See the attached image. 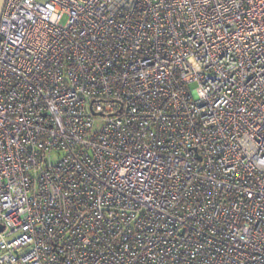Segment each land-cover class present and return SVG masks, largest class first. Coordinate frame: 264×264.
Returning a JSON list of instances; mask_svg holds the SVG:
<instances>
[{
    "label": "built area",
    "instance_id": "built-area-1",
    "mask_svg": "<svg viewBox=\"0 0 264 264\" xmlns=\"http://www.w3.org/2000/svg\"><path fill=\"white\" fill-rule=\"evenodd\" d=\"M0 264H264V0H5Z\"/></svg>",
    "mask_w": 264,
    "mask_h": 264
},
{
    "label": "water",
    "instance_id": "water-1",
    "mask_svg": "<svg viewBox=\"0 0 264 264\" xmlns=\"http://www.w3.org/2000/svg\"><path fill=\"white\" fill-rule=\"evenodd\" d=\"M4 2L5 0H0V17H1L2 10H3ZM1 230H2V227L0 226V232Z\"/></svg>",
    "mask_w": 264,
    "mask_h": 264
}]
</instances>
